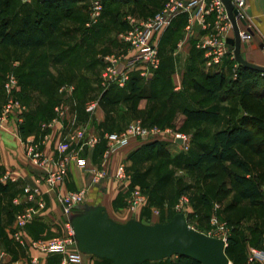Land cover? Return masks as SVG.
<instances>
[{
	"label": "trees",
	"instance_id": "16d2710c",
	"mask_svg": "<svg viewBox=\"0 0 264 264\" xmlns=\"http://www.w3.org/2000/svg\"><path fill=\"white\" fill-rule=\"evenodd\" d=\"M161 1L100 0L101 12L98 19L86 27L83 24L88 20L87 12H82V9L86 6L87 0H30L27 3H20L18 0H0V49L14 48L27 53L26 59L14 68L20 85L16 97L29 107L22 113V120L16 126L17 131L25 137L36 133L42 121L50 120L54 115L53 106L63 100L57 88L66 83L74 85L71 98L75 102L76 121H83L88 117L84 111V103L89 95L88 79L80 77L79 82H73L68 80L67 75L59 69L56 71L57 76L44 70L47 65L62 66L64 60L72 56L74 51L71 53L68 51L69 54L61 58L58 55L57 59H43L40 54L65 20H70L74 26H79L82 33L87 32L90 37H101L105 40L111 30L122 31L126 28L123 19L125 13L145 17L152 14L160 6ZM105 51H108L107 46ZM87 53V58L91 60L95 51L88 47ZM72 59H75V55ZM88 66H91V61ZM231 66L232 60L226 57L219 70L210 69L204 72L201 66L200 70L189 69L185 72L182 83L187 85L193 95L204 97L206 100L213 98L219 102L239 98L238 102L243 112L229 119L224 127L207 133L208 135H201L199 131L192 133L190 148L178 157L181 159L182 168L188 172L196 171L204 165H215L227 180L229 192L234 193L238 200H243L252 207L263 206V192L261 193L247 160L241 158L240 154L247 152L264 158V98H262L264 74L238 65L235 69L236 78L232 79ZM11 68L10 61L0 60V82L5 71ZM159 70L158 65L155 77L153 78L152 73V76L146 80L138 76L137 72H132L122 87L110 85L99 93L98 102L106 114L105 119L98 125L100 136L103 132L122 131L130 121L139 118L145 126L169 123L171 116L164 115L163 111L171 110L184 95L174 90L166 92L164 83L158 76ZM33 93L37 95L32 96ZM161 94L164 98L160 97ZM0 97H3L1 86ZM141 99L146 101V108L138 111L136 105ZM231 110L237 112L238 109L233 107L228 111ZM108 111L109 113L114 111L116 117L107 116ZM179 111L183 116V122L195 127L201 123H216L220 119L219 108L212 106H181ZM164 138L144 141L135 139L130 142L127 147L132 148L124 157L127 163L126 170L130 172V180L126 187L118 186L121 192H127L131 186L140 187L149 184L155 170L148 165L143 169L141 165L143 162L152 159L154 162L158 160L159 163L171 162L165 152L166 143L162 141L165 140ZM203 138L206 141H203ZM94 148L95 150L97 148L96 154L100 156L105 149L104 139L100 138ZM160 166L158 164V170ZM262 166L264 168V164ZM263 175L259 174L256 177ZM167 177L168 174L164 173L158 181L165 182ZM9 185L10 182H0V194L7 192ZM9 208L8 213L13 220L15 208L14 206ZM258 232L254 230L252 234H259ZM243 239L247 240V238ZM236 242L237 238L234 235L229 237L224 248L226 257L230 252H234L237 247ZM89 256L99 260L94 264H111L106 259ZM164 260H169L168 264H200L185 256H174L172 260L168 257L158 261H144L140 264L160 263Z\"/></svg>",
	"mask_w": 264,
	"mask_h": 264
},
{
	"label": "built area",
	"instance_id": "2783aa9c",
	"mask_svg": "<svg viewBox=\"0 0 264 264\" xmlns=\"http://www.w3.org/2000/svg\"><path fill=\"white\" fill-rule=\"evenodd\" d=\"M232 8L236 11L234 14L238 27V36L240 43V51L245 48L248 39L252 37L249 25L244 19L245 0H229ZM100 0L90 1L89 22L91 24L96 21L100 14ZM181 12L189 13V23L185 27L186 34L181 42L187 39V35L191 30L190 25L194 20L202 29H209V32L200 38L196 47L202 50L203 64L205 70H219L224 57L232 60V79L236 78L235 69L238 63L234 60L232 51L226 43V39L231 37V24L226 15L223 4L220 0H163L160 8L151 15L137 19L133 15L123 17L126 28L119 34V42L123 45L122 50L116 54H110L103 57V68L100 75V83L102 90L110 85L122 87L129 77V73L140 66L141 76H147L149 72L155 70L159 64L157 54V37L167 26L169 21ZM212 16V22L209 24L205 21L206 16ZM242 19L244 24L239 21ZM249 30V31H248ZM252 32V31H251ZM178 43L176 47H180ZM15 80L9 76L4 83V93L7 95L4 103L0 107V128L4 124L11 123L16 125L22 119V113L26 111V107L12 96ZM72 87L63 85L59 89V93L63 96V100H68ZM65 102H60L53 108L54 116L47 122L40 124L42 130L49 129L54 125H58V136L53 145L50 155H46L40 149L38 143L28 140L24 143L25 156L28 161L41 171L40 179L47 190L57 188L63 182L67 166L73 163L82 173L88 175L90 185H98L102 181L112 178L118 185L126 187L129 175L125 171L123 162H119L113 172H107L106 161L111 155L117 151L127 147L132 140H161L165 137L168 130L160 129L156 126L142 125L139 119L131 121L125 129L119 132L103 133L102 137L105 141V149L102 153L101 164L97 167L91 166L81 156L85 149H92L99 141L94 134L85 135V129L76 125L75 116L68 114V107ZM97 102H88L84 106L87 113H91L96 107ZM179 139L180 143L175 140ZM172 142L178 145H185V136L174 134ZM12 172L5 171L0 176V182H14L15 177ZM87 188L82 187L77 191L58 194L57 201L61 207L63 216H66L73 210V206L84 202ZM21 193L25 198L26 207L17 211L13 216V233L12 238L20 245L29 249H33L38 253L48 255L57 253L61 256L60 264H76L80 261L81 253L74 247L72 230L66 223L67 233L63 236H56L49 239H27L24 236L23 228L29 223L44 206L41 198V191L38 186L24 185ZM144 197L140 191L135 188L130 190L126 203L129 208H136L142 203ZM264 202V189L263 197ZM14 200L13 204H18ZM187 203V199L181 197L176 205L177 209L183 208ZM223 233H221L222 235ZM209 235V234H207ZM210 236V235H209ZM214 237V236H213ZM222 240L223 247L227 246L225 236L217 237ZM1 259V256H0ZM35 260L36 258H32ZM243 264H264V248H249L246 252Z\"/></svg>",
	"mask_w": 264,
	"mask_h": 264
},
{
	"label": "rangeland",
	"instance_id": "374dc122",
	"mask_svg": "<svg viewBox=\"0 0 264 264\" xmlns=\"http://www.w3.org/2000/svg\"><path fill=\"white\" fill-rule=\"evenodd\" d=\"M18 1L20 3H27L30 0ZM90 1L91 0H87L86 6L82 9V12H87L86 15L88 17V20L83 24L86 27L90 25L88 24ZM155 11H153V13ZM126 15H133V13L128 12L124 14V16ZM81 31L82 30H80L79 26H74V23H72L70 20H65L61 24L58 32L52 35L51 40L47 43L45 48L42 49L40 54H42L43 59H57L58 55L59 58H61L62 56L67 55L68 51H70V53L74 51V53H72V56L70 55L64 60L62 66L59 65L60 67H57V64H54L52 66L47 65L44 70L46 73H51L52 75L57 76L56 71L59 69L60 72H62L64 75H67L66 78H68V80H72L73 82H79L78 79L80 77L88 79L89 95L88 99L84 103L85 106L88 102H98V95L102 91L100 75L104 64L103 57L110 54H116L119 51V47L117 52L114 51V48L116 46L115 42L119 40V34L122 31L111 30L109 33H107V38L105 40H103V38L101 37H90L87 32L82 33ZM109 41L111 43H109ZM118 43L120 42L118 41ZM106 46L108 47V49H110V52L105 51ZM88 47L93 48L95 51L91 60L90 58H87ZM111 47L113 48V50H111ZM74 55L75 59H72ZM26 56L27 53L22 52V50L20 49H0V60L10 61L12 66L11 69L5 71L0 82L1 92L3 95V99L0 102V107L4 103V100L7 96L5 93L3 94V86L9 76H12L15 80L14 89H12V92H10V94L12 93V96L19 101V99L16 97V94L20 91V85L14 68L16 66H19L21 62L26 59ZM90 61L91 66L87 67ZM78 64L80 65L77 66ZM63 85L72 87V95L74 89V85L72 83L59 85L57 91L59 92L60 87H62ZM175 91L182 92L184 97L180 101H178L171 110L163 111L164 115L169 114V116H171V118L168 120L169 123L159 125L160 127L156 125V127L160 129L168 130V132L164 134L165 140L162 141H165L166 143L165 152L169 155L168 158L172 163L170 161L168 163H159L158 160L154 162L153 159L149 162H143L141 164L143 169L147 165L148 167H153V169L155 170L153 173V177L150 179V181L148 182L149 184H147L146 186L139 187L138 185H135L131 186L127 192L122 191L125 196L120 198V205H124V207L127 206L126 198L130 190L137 188L140 191V194L144 197L142 203L136 208L127 207L129 212H131V215H133L135 219L141 221L142 223H164L170 219L173 213L181 212L186 223L190 227L202 233L209 234L210 236L214 237L225 236L227 243L229 237L234 235L237 238V247L234 252L229 253L227 259L229 261V264H233L234 261H237L234 264H237L238 262L244 263L246 252L249 248H264V202L263 206H249L247 202L238 200L235 197L234 193L229 192V185L227 180L219 172L218 168L215 165H204L196 171L188 172L182 168L181 159L178 157L179 154L186 152L190 148L192 133L199 131L201 135L207 134L209 133V129L213 128V126L211 127L208 125H200L195 127L194 125L185 124L183 120H180L179 117V109L181 108V106H212L219 108L220 119L218 120L217 125L222 124V126H225L228 123L229 119H232L243 112V109L240 107L238 102L239 98H236L232 101L228 100L226 103L222 104L218 100L216 101L213 98L206 100L204 99V97L193 95L187 85H185V83H181V81L178 89ZM35 94L36 93H34L33 96H35ZM71 95L70 97H67L68 100L62 101L66 103L65 105H67L69 109L67 110L68 114H70L71 116H75L76 119L75 111L71 109V105L75 104L74 100H72L71 98ZM60 102L55 104L53 108L56 105H59ZM21 104H23L27 108L26 104ZM97 107L98 106L96 105L94 110L89 114L91 115L90 117L92 122H96L97 120L101 119L99 121L100 123L105 119L104 117L106 114L102 113V117L100 118ZM233 107L238 109L237 112H234L232 110L231 112L228 111ZM96 110L98 113L95 112ZM107 114V116H110L111 118L116 117L114 111H111L110 113L108 111ZM53 117L55 116L53 115L52 118ZM12 123H16L15 126L18 125V123L15 121ZM76 125L81 126L83 124L77 121ZM96 131L98 132H96L97 134L94 135H99L97 137L100 138L101 134L99 133V130ZM174 134H181L185 136L184 146L178 145L176 142H172V137ZM203 141H206V139H204ZM114 155L115 153L109 158H113ZM240 156L241 158L247 160V163L251 168V173L252 175H255L254 179L258 182L262 193L264 189V175L256 177V175L258 174H256L257 172L255 171H257L258 167H261L264 164V158L261 156L250 155L247 152L241 153ZM122 160L124 159L119 160L117 164L119 162H122ZM158 164L161 165L159 167V170L157 169ZM116 165L114 164L112 166V170L111 172H109V174L113 172V168ZM124 166L126 173L129 175V179L126 184L128 185L130 180V172L126 170V164H124ZM164 173L168 174L166 181L159 182V177H161V175H163ZM112 180L117 185V182L114 179ZM181 197L186 198L187 203L183 208L177 209L176 205ZM67 230L68 229L66 227L64 234L60 236L65 235L67 233ZM254 230L259 231V234H252V231ZM221 233L223 234L221 235ZM243 238H247V240H244ZM173 258L174 256H171L170 260H172ZM98 261L99 260L95 259V262ZM168 261L169 260H164L160 263L151 262L146 264H168ZM79 262L76 264H79Z\"/></svg>",
	"mask_w": 264,
	"mask_h": 264
},
{
	"label": "crops",
	"instance_id": "0c3cea01",
	"mask_svg": "<svg viewBox=\"0 0 264 264\" xmlns=\"http://www.w3.org/2000/svg\"><path fill=\"white\" fill-rule=\"evenodd\" d=\"M162 3L163 0L160 6ZM160 6L157 9H159ZM243 14L246 23L252 31V37L247 40L245 48L241 51V55L251 63L264 66V54L262 50L258 48V44L254 40V37H256L264 44V0H245ZM133 16L137 19L147 17H139L135 14H133ZM205 21H208L210 24L212 22V16H206ZM188 23L189 13L181 12L169 21L167 26L157 37L158 65L160 66L158 76L161 77L166 92H168L167 90H169V92L171 90H177L180 81L182 83L185 72L189 71V69L200 70L202 66V70L207 72V70L204 69L202 50L196 47V43L209 32V29H202L200 25L193 20L190 25L191 30L187 35V39L181 42L186 34L185 27ZM178 43H181L180 47H176ZM118 47L120 51L123 45L116 41V46L115 48L113 47L114 51L117 52ZM113 48L111 50H113ZM108 51L110 52V49H108ZM200 60H202V63H200ZM155 70L149 72L147 76H141L139 74L141 67L138 66L130 73L137 72L138 76L146 80L152 76V73L153 78L155 77ZM158 81L159 79L157 82ZM36 95L37 94H35V96ZM160 97L164 98L162 94ZM262 98H264V94H262ZM2 99L3 97H0V102ZM220 103H226V101ZM97 106L99 113L97 110L95 112H97L101 118L104 111L99 102H97ZM28 108L29 107L26 109ZM145 108L146 101L144 99L139 100L136 109L138 111H143ZM71 109H75L74 104L71 105ZM86 114L89 116L85 120L79 121L83 124L81 126L85 129V135L97 134L96 132L98 131L96 130H99L97 125L101 119L92 122L91 115L89 113ZM75 115H77L76 112ZM179 117L180 120H183V116L180 112ZM41 123H43V121ZM40 124L38 130L35 131L36 133L28 134L25 137H23L17 131L16 126L11 123L4 124L3 127L0 128V176L5 171H10L13 173L12 176L16 178L14 182H10L11 185L8 186L7 192L0 194V264H60L61 256L59 254L44 255L38 253L33 249L20 246L12 238L13 220L8 213L9 207L14 206L16 213L28 205L21 193V188L24 185L38 186L44 203L43 208L39 210L38 214L23 228L24 236L27 239H49L64 234L67 222L62 215L61 207L57 201V195L77 191L82 187L87 188L84 202H98L105 208L108 216L113 220L124 222L132 216L127 206L124 207V205H120V198L125 196V194L118 190V183L116 185L112 178H109L98 185H90L88 175L82 173L72 162L67 166V171L61 185L52 190H47L39 177L41 171L28 161L24 150V143L28 140H32L39 144L44 154H51L53 145L58 136L59 127L58 125H54L49 129L42 130ZM200 125L213 126L212 129H209V133L224 127L222 124L217 125V122L212 124L201 123L199 126ZM131 148L132 147H125L115 153V158H109L106 161L107 172H111L112 166L114 164L116 165L119 160L124 159L126 153ZM96 150L93 147L90 150L85 149L81 153V156L85 157V160L91 166H99L102 161L101 155L99 156V154H96ZM122 162L127 164L125 159L122 160ZM255 172H257L256 174L258 175H263V166L258 167ZM14 200H17L19 203L13 204ZM32 258L36 259L33 260ZM94 262L95 259L93 257L81 254L79 264H94Z\"/></svg>",
	"mask_w": 264,
	"mask_h": 264
},
{
	"label": "water",
	"instance_id": "95a60500",
	"mask_svg": "<svg viewBox=\"0 0 264 264\" xmlns=\"http://www.w3.org/2000/svg\"><path fill=\"white\" fill-rule=\"evenodd\" d=\"M231 24L226 43L234 60L247 69L264 74V66L251 63L241 55L236 11L229 0H220ZM241 24L244 21L240 19ZM249 31V30H248ZM252 34L251 31H249ZM254 40L264 54V44ZM180 143L179 139L175 140ZM72 230L74 247L83 255L106 259L111 264H140L171 256H185L200 264H229L221 239L190 227L181 212L164 223H142L133 215L124 222L110 218L98 202L73 206L64 216Z\"/></svg>",
	"mask_w": 264,
	"mask_h": 264
}]
</instances>
